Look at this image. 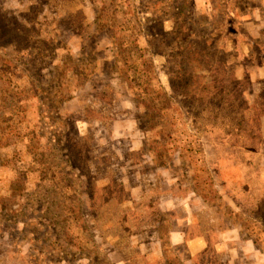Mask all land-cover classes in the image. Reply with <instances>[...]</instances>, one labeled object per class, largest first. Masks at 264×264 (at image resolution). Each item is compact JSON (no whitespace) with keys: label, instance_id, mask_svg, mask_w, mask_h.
Wrapping results in <instances>:
<instances>
[{"label":"rangeland","instance_id":"1","mask_svg":"<svg viewBox=\"0 0 264 264\" xmlns=\"http://www.w3.org/2000/svg\"><path fill=\"white\" fill-rule=\"evenodd\" d=\"M264 0H0V264H264Z\"/></svg>","mask_w":264,"mask_h":264},{"label":"crops","instance_id":"2","mask_svg":"<svg viewBox=\"0 0 264 264\" xmlns=\"http://www.w3.org/2000/svg\"><path fill=\"white\" fill-rule=\"evenodd\" d=\"M260 128L261 133L264 135V116L261 118Z\"/></svg>","mask_w":264,"mask_h":264}]
</instances>
